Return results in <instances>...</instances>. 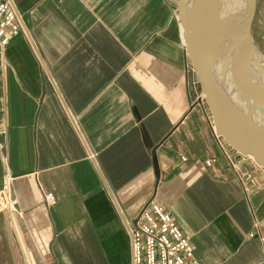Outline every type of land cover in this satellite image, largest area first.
I'll list each match as a JSON object with an SVG mask.
<instances>
[{"label":"crops","instance_id":"0c3cea01","mask_svg":"<svg viewBox=\"0 0 264 264\" xmlns=\"http://www.w3.org/2000/svg\"><path fill=\"white\" fill-rule=\"evenodd\" d=\"M7 1L0 188L9 173L19 213L0 214V264H131L125 224L149 201L200 264H264V168L222 157L178 0Z\"/></svg>","mask_w":264,"mask_h":264},{"label":"water","instance_id":"95a60500","mask_svg":"<svg viewBox=\"0 0 264 264\" xmlns=\"http://www.w3.org/2000/svg\"><path fill=\"white\" fill-rule=\"evenodd\" d=\"M177 12L216 134L264 168V56L252 38L254 0H178Z\"/></svg>","mask_w":264,"mask_h":264},{"label":"built area","instance_id":"2783aa9c","mask_svg":"<svg viewBox=\"0 0 264 264\" xmlns=\"http://www.w3.org/2000/svg\"><path fill=\"white\" fill-rule=\"evenodd\" d=\"M21 33V24L14 9L7 0L0 1V47H6L12 39ZM188 72L195 74L192 67H187ZM198 83L191 82V90L197 92ZM200 101L205 102V97L198 92ZM216 139L222 157L228 167L236 174L244 163L253 164L258 170L262 167L254 164L251 158L240 156L225 140L216 134ZM3 145L0 141V153ZM185 161V158H182ZM214 159L206 161L210 167ZM13 178L6 173L0 188V214L4 212L19 213V201L14 193ZM48 206L55 203L53 194L44 195ZM131 247V264H200L195 258V249L187 237L173 220L171 215L159 204L149 201L133 222L125 224ZM253 237V234H250ZM264 243V237H260Z\"/></svg>","mask_w":264,"mask_h":264},{"label":"rangeland","instance_id":"374dc122","mask_svg":"<svg viewBox=\"0 0 264 264\" xmlns=\"http://www.w3.org/2000/svg\"><path fill=\"white\" fill-rule=\"evenodd\" d=\"M251 32L255 45L264 56V0H254Z\"/></svg>","mask_w":264,"mask_h":264}]
</instances>
